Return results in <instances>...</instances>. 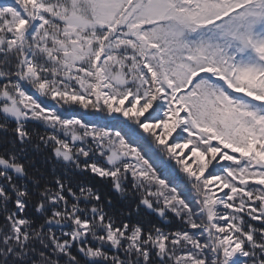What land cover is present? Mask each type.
Wrapping results in <instances>:
<instances>
[{"label":"snow or ice","instance_id":"snow-or-ice-1","mask_svg":"<svg viewBox=\"0 0 264 264\" xmlns=\"http://www.w3.org/2000/svg\"><path fill=\"white\" fill-rule=\"evenodd\" d=\"M0 264H264V0H0Z\"/></svg>","mask_w":264,"mask_h":264}]
</instances>
